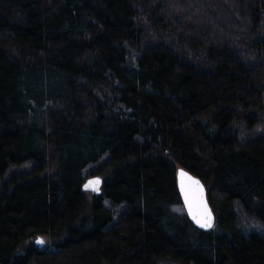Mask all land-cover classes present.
<instances>
[{
    "label": "trees",
    "instance_id": "16d2710c",
    "mask_svg": "<svg viewBox=\"0 0 264 264\" xmlns=\"http://www.w3.org/2000/svg\"><path fill=\"white\" fill-rule=\"evenodd\" d=\"M0 264H264V0H0Z\"/></svg>",
    "mask_w": 264,
    "mask_h": 264
},
{
    "label": "water",
    "instance_id": "95a60500",
    "mask_svg": "<svg viewBox=\"0 0 264 264\" xmlns=\"http://www.w3.org/2000/svg\"><path fill=\"white\" fill-rule=\"evenodd\" d=\"M181 173L185 175H181ZM191 178L189 180L188 178ZM176 179H177V185L178 190L181 196L182 204L185 209V212L192 222V224L199 230L203 232H207L211 230L215 224V215L213 213V210L209 204L208 198H207V192L204 184L202 181L195 175H193L188 170L179 167L176 171ZM94 180H90V183ZM191 181H198L199 185L193 184ZM99 185H96L95 188L93 187H85L86 190H91L94 192H99L98 190ZM202 189V191H201ZM207 214H210L211 219V226L205 227V221L207 219ZM199 221V223L197 222ZM40 238L36 240V244L38 247H42L43 243Z\"/></svg>",
    "mask_w": 264,
    "mask_h": 264
},
{
    "label": "snow or ice",
    "instance_id": "6c2138e0",
    "mask_svg": "<svg viewBox=\"0 0 264 264\" xmlns=\"http://www.w3.org/2000/svg\"><path fill=\"white\" fill-rule=\"evenodd\" d=\"M181 175L183 176L185 174L181 173ZM188 179L191 180L190 177ZM191 182L193 184H196L197 186L199 185V182L198 181H191ZM99 183H100V181L99 180H96V181L91 182L89 186L95 188V186L98 185ZM201 191H202V189H201ZM197 222L199 223V221H197ZM204 226L205 227H210L211 226L210 214H207V219L205 221ZM40 242L43 243V241H40Z\"/></svg>",
    "mask_w": 264,
    "mask_h": 264
},
{
    "label": "rangeland",
    "instance_id": "374dc122",
    "mask_svg": "<svg viewBox=\"0 0 264 264\" xmlns=\"http://www.w3.org/2000/svg\"><path fill=\"white\" fill-rule=\"evenodd\" d=\"M181 208L177 207L176 210L180 211Z\"/></svg>",
    "mask_w": 264,
    "mask_h": 264
}]
</instances>
